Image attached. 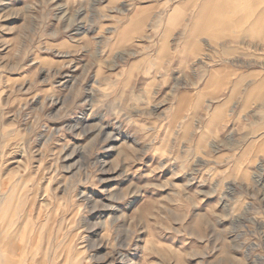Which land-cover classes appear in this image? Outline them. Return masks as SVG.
Returning <instances> with one entry per match:
<instances>
[{
	"label": "rangeland",
	"instance_id": "374dc122",
	"mask_svg": "<svg viewBox=\"0 0 264 264\" xmlns=\"http://www.w3.org/2000/svg\"><path fill=\"white\" fill-rule=\"evenodd\" d=\"M261 17L0 0V264H264Z\"/></svg>",
	"mask_w": 264,
	"mask_h": 264
},
{
	"label": "crops",
	"instance_id": "0c3cea01",
	"mask_svg": "<svg viewBox=\"0 0 264 264\" xmlns=\"http://www.w3.org/2000/svg\"><path fill=\"white\" fill-rule=\"evenodd\" d=\"M213 1L215 2V0H205V3H210ZM260 20L264 21L262 17ZM128 29H130V28H128ZM239 39L243 40L246 38L244 36H242ZM259 39H260V35L255 37L254 40L258 41ZM193 40L194 39L192 36L188 37V40L185 43L186 50H190L191 48L196 47ZM256 71H258V69H249V70H246L245 73H243V79L242 80H245L246 82L248 81V84L250 85V87H248V92H247L248 95H256V93H258L262 89L264 91V87L262 89H257L259 85H262L264 83V74H259ZM227 75H229V71H226L225 69H220V68L217 69L216 68V69L211 70L209 72L208 78L206 80L205 89H210V88L215 87L221 79L227 78ZM251 92H253V93L249 94Z\"/></svg>",
	"mask_w": 264,
	"mask_h": 264
}]
</instances>
